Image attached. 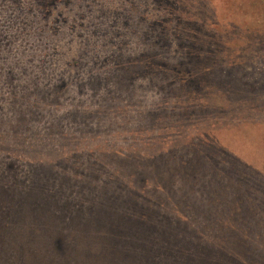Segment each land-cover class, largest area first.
<instances>
[{
	"label": "rangeland",
	"instance_id": "rangeland-1",
	"mask_svg": "<svg viewBox=\"0 0 264 264\" xmlns=\"http://www.w3.org/2000/svg\"><path fill=\"white\" fill-rule=\"evenodd\" d=\"M69 1L55 2L46 17L44 9L34 0H0V264H171L170 258L150 254L157 250L158 243L146 240L131 247L128 243L115 246L73 220L67 221L68 226L54 227L47 212L45 216L34 209L35 186L30 168L38 160L42 165L53 164L54 171L64 172L72 182L61 187L53 185L54 196L61 201L80 203L96 193L103 200L105 194L98 192L108 179L128 187L141 174V182H148L145 196L150 197L148 193L156 184L162 186V210L180 206L185 198L179 211L208 228L204 219L209 214L216 223L226 220L229 210L220 204L212 206L194 191L189 194L192 189L189 179L186 184H176L181 194L173 196L166 189L171 181L156 177L154 167L135 162L129 165L105 162L103 156L116 150L125 154L135 149V143H142L143 151L153 155L163 153L175 143L180 148L176 155L183 156L189 143L193 144L190 139L194 132L202 128L212 131L217 150L225 152L227 161H240L252 168L245 172L252 177L251 185L257 191L250 209L253 208L252 213L257 210L263 214L264 0H170L167 4L155 0ZM182 2H188L189 6ZM100 11L104 14L100 15ZM180 12L184 20L179 25L182 30L197 25L194 17L208 24L197 35L205 43L212 42V47L203 50L206 54L202 56L201 52L200 62L192 67L209 69L213 77L191 100L192 106L209 104L215 108L193 115L179 128L174 125L164 130L162 126L149 132L151 129L139 122L148 105L167 102L169 107L189 97L177 93L163 101V93L154 87L160 81L157 83L153 77L137 78L135 85L139 87L134 91L129 87L118 91V81L113 78L107 83L109 88L87 87L78 91L76 83L86 81L90 74L103 77L120 71L125 63L130 67V63L164 61V51L157 53L153 38L156 33L161 34L166 20L178 29L176 20ZM101 19L106 24L100 27L105 33L96 34L92 29L102 23ZM156 20L160 24L150 31L148 23ZM213 22L215 26H211ZM40 29L44 33H39ZM53 29L57 33H52ZM174 46L176 58L183 57L181 46L178 43ZM82 53L88 55L82 58ZM122 54L128 58L126 61L124 57L119 60ZM170 54L167 52L169 58ZM156 55L161 58H155ZM80 59L85 60L81 70L73 66ZM187 77L171 74L169 80L178 86ZM58 82H66L63 91L56 90L48 98L36 93L38 89L50 91ZM243 103L253 104L256 109H248ZM74 111L87 118L81 123L64 119L61 132L66 137L59 131L51 132L49 124L53 118ZM156 133H159L157 137H151ZM72 156L78 157L82 165L73 163ZM56 160L60 164L55 165ZM222 160L218 156L214 158L217 163ZM64 163L68 170L61 169ZM203 172L207 171H200L197 177ZM90 174L96 175V179ZM141 182L138 181V188L142 187ZM79 183L96 190L82 193L77 187ZM223 183L234 189V182L223 180ZM228 196L229 200L234 199L238 193L230 191ZM251 240L254 247H263L262 239L255 241L251 236ZM247 257L240 261L264 264V257L259 254ZM178 264L182 262L178 260Z\"/></svg>",
	"mask_w": 264,
	"mask_h": 264
},
{
	"label": "trees",
	"instance_id": "trees-1",
	"mask_svg": "<svg viewBox=\"0 0 264 264\" xmlns=\"http://www.w3.org/2000/svg\"><path fill=\"white\" fill-rule=\"evenodd\" d=\"M60 1L64 3L70 2L69 0H34L39 7L44 9L43 16L46 17H49L54 3ZM155 1L161 4L170 2V0ZM183 3H187L186 5L189 6L188 2ZM99 14L102 15L104 12L100 11ZM181 15H183V12L177 15L178 19L176 23L178 29L170 20H166L167 25L163 26L161 34L156 33L153 38V43L157 45V53L159 54L161 51H164L165 57L162 58L164 61L159 62L157 59H153L145 65L130 63V67L125 63L120 66V71L108 73L103 77L97 74H90V77L86 81L76 83V87L80 89L78 91L87 87L95 90L104 86L109 88L107 83L110 78L118 81V91L127 89V87L134 91L139 87L135 85L137 78L153 77L157 83L160 81V84L152 85L163 93V97H165L162 99L163 101L164 99L174 97L177 93L184 95V98L189 97L188 100L184 102L180 101L174 105L170 104L171 106L169 107L167 102L156 106H152V104L148 105L142 114V122H139L142 123L141 125L144 124V127H149L151 129L149 132L162 126L165 128L164 130L172 129L174 125L179 128L193 115L204 113L209 108H215L216 106H209V104L198 107L192 106L191 100V97L199 93L201 87L210 81V77H213V74L209 73V69L202 70L201 68L195 69L192 67L193 63L200 62L199 54L202 52V56H204L206 52L203 50L212 47L210 44L212 42L205 43L202 40L203 38L197 35V31H202L203 33L208 24L194 17V23L197 25L192 29H190L191 25H188L186 29L183 27L184 29L182 30L179 26L181 22H184ZM185 20H187L186 22H191L189 19ZM158 24H160V21L156 20L148 23L147 26L152 31L151 29L156 28ZM103 25L105 26L106 24L102 22L99 23L96 29L93 27V32H96V34L99 32L105 33L103 28H100L104 27ZM211 26H215L214 22ZM38 32L44 33L42 29L38 30ZM52 33H57V31L53 29ZM176 43L183 49V57L179 55L180 57L176 58L174 46ZM167 52L172 53V55L170 54L171 58H169ZM82 55V58H85L88 53H82ZM123 57L124 61L128 59L122 54V56H119V60H123ZM157 57L161 58V56L156 55L155 58ZM78 58L81 57L78 56ZM231 63L235 64V61ZM73 66L81 70L85 66V60H75ZM171 74H175V76L185 74L188 77L183 84L176 86L174 81L169 80V75ZM167 78L168 80H166ZM58 83L50 91L36 90L38 87L36 86V93L44 94L46 97L43 98L51 97L52 94L56 93V90L63 91L66 88V82ZM207 101L209 100H206V103L211 102ZM243 104L248 106V109H256L253 104ZM154 107L155 109L152 110ZM86 118L87 116L83 115V113L74 111L62 115V117L53 118L49 127L51 132L59 131L62 137H66L61 132L63 131L61 122L64 119L81 123ZM211 133L212 131L209 128L207 130L202 128L200 131H195L193 139H190L193 144L189 143V147H187L183 156L176 155L175 152H178L180 148L174 142V145L170 149L163 153L155 152L154 155L143 151L142 143V146L139 143H135V149L125 154L119 153V150L107 152L108 155L103 154L105 162H119L123 165L135 162L139 165L154 167L153 170L156 173V177L162 181H171L166 189L173 196L177 193L181 194L176 184H186L189 179L191 181V188L193 189H189V194L194 191L199 197L204 198L206 202L212 204V206L220 204L229 210V214H227L228 218L216 223L212 220L213 216L209 214L204 219L205 224L209 225L208 228L201 226V223H196L191 217L185 216V214L179 211L182 209L180 208L181 206L184 207L182 203L183 200H186L185 198L181 200L180 206H173L171 209L162 210L163 200L160 196L163 192L162 186L156 184L154 190H150L148 193L150 197L145 196L144 191L147 188L148 182L147 180L141 182L142 180L140 179H143L141 174H138L135 184L128 187H125L120 182H112L108 179L106 183H103V187L98 192L105 194L103 200H99L96 193V195L92 194L88 201L83 198L81 203L80 201H61L59 197L54 196L53 185H57L58 187L64 186L70 179L64 172L57 173V171H54L56 167L53 164L42 165L41 160L36 161V165L30 168L35 186L34 209L36 212L44 213L45 216L47 212L51 216L52 220L50 219V222L54 223V227H58L59 224H61V227L63 225L68 226L67 221L73 220L84 230L85 228L93 229L99 239L111 241L115 246L128 243L131 247L135 242L142 243L146 242V240L158 243L157 250L151 251L150 254L154 257L156 254L158 257L170 258L172 259L171 264H178V260L182 264H246V261H240V259L258 254L264 257V243L263 247L256 248L254 247V241L251 240L252 236L255 241L258 238L264 241V231L262 230L264 228V213L260 214L257 210L255 213H252L251 210L253 208L250 209L253 201L252 198L256 195L257 191L251 185V182H253L252 177L245 174V172H248L252 168L240 161H227L225 152L217 150V143H215V138L211 136ZM158 134H152L151 137H157ZM186 140L188 141V139ZM183 147L186 148V145ZM119 149L127 151L123 148ZM216 156L223 159L221 163L214 162ZM78 160V157H73V163H78ZM82 163L81 161L78 165H82ZM223 163H226V166ZM57 164H60L59 160H56L55 165ZM66 165L67 163L62 164L64 168L61 169L64 171L68 170L69 168ZM237 168L239 170L236 172ZM205 170L207 172H203L197 177L200 171ZM90 175L88 176L96 179V175ZM223 180L234 182V189L227 187L226 183H223ZM138 181L142 183L141 188H138L140 186L138 185ZM38 182L40 185H38ZM77 185L78 189L82 190V193H92L95 189L89 190L90 187L84 183ZM197 186L201 187V190H198ZM230 191L238 193V196L229 200L230 196H228V193L230 194ZM240 193L248 197L243 198ZM216 198L222 199L221 201L224 202L215 200ZM191 200H194V198H191ZM165 201L168 202L169 199ZM51 209L55 211L52 213ZM195 224L198 228L193 227ZM213 226L215 227L213 228ZM260 230L259 235L258 232ZM208 244L215 245L209 246Z\"/></svg>",
	"mask_w": 264,
	"mask_h": 264
}]
</instances>
